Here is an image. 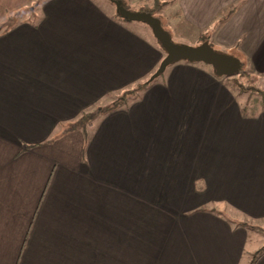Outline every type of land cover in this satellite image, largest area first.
<instances>
[{"label":"crops","instance_id":"obj_1","mask_svg":"<svg viewBox=\"0 0 264 264\" xmlns=\"http://www.w3.org/2000/svg\"><path fill=\"white\" fill-rule=\"evenodd\" d=\"M177 5L264 79V0ZM132 24L0 0V264H264V106L204 63L137 91L165 52Z\"/></svg>","mask_w":264,"mask_h":264},{"label":"rangeland","instance_id":"obj_2","mask_svg":"<svg viewBox=\"0 0 264 264\" xmlns=\"http://www.w3.org/2000/svg\"><path fill=\"white\" fill-rule=\"evenodd\" d=\"M95 1H97L99 6H102L114 12L116 16L121 19L117 14L116 5L113 4L110 0ZM124 2L128 10L134 12L155 9V12H157L159 16H154L161 20L163 27L171 34L172 39L175 43L188 45L191 47H196L202 44L201 42L199 43L197 41L198 39L195 30L191 29L188 25H186L184 20L180 17V12L178 11L179 8L177 5L178 0H124ZM128 23H134L132 24L134 25V28L143 27L145 29H149V26L143 22L128 21ZM151 34H153V32H151ZM214 50L222 54L233 56L230 53L219 49L218 47H214ZM164 54L166 56V53ZM227 81V83L229 84L228 86L235 90L238 96L242 95V98L244 99L242 101L245 106H264V79L258 78L257 76L253 75L246 66L244 67V64H242L240 72L236 75L227 78ZM120 95L121 94L116 95L112 99V101H116L117 99H119L121 97ZM254 229L264 235V228Z\"/></svg>","mask_w":264,"mask_h":264},{"label":"water","instance_id":"obj_3","mask_svg":"<svg viewBox=\"0 0 264 264\" xmlns=\"http://www.w3.org/2000/svg\"><path fill=\"white\" fill-rule=\"evenodd\" d=\"M116 9L122 19L147 24L166 53L159 68L152 76V80L164 73L169 66L182 61L209 65L218 77L236 75L242 68V63L238 58L215 51L208 42L196 47L175 43L171 34L163 27L161 20L149 12L130 11L119 3L116 4Z\"/></svg>","mask_w":264,"mask_h":264},{"label":"trees","instance_id":"obj_4","mask_svg":"<svg viewBox=\"0 0 264 264\" xmlns=\"http://www.w3.org/2000/svg\"><path fill=\"white\" fill-rule=\"evenodd\" d=\"M113 4H117V3H119V4H121L122 6H124L125 8H127L126 6H125V2H124V0H110ZM128 9V8H127ZM141 11H145V12H149V13H151L152 15H154V12H155V9H152V10H141ZM117 14H118V16L120 17V15H119V13L117 12ZM121 18V17H120ZM122 19V18H121ZM122 20H125V19H122ZM125 21H127V20H125ZM204 42H206V41H204ZM157 43L159 44V42L157 41ZM160 45V44H159ZM163 74V73H162ZM161 74V75H162ZM160 75V76H161ZM156 79V78H155ZM154 79V80H155ZM154 80H150L149 82H146V83H144V84H141V85H139V87H138V89H137V91H140V90H142L143 88H145V87H147L149 84H150V82H152V81H154ZM132 92H134V91H128V92H126V94L124 95V98L122 99V101L121 102H118V103H115V105H114V107L113 108H115V107H118V106H120V105H124L125 104V102H126V95H128L129 93H131L132 94ZM95 117V116H94ZM94 117H92L90 114H85V115H83L82 117H81V120H80V122H79V124H83L85 121L87 122L88 120H90V119H93ZM85 122V123H86ZM263 251H260V253H262Z\"/></svg>","mask_w":264,"mask_h":264}]
</instances>
